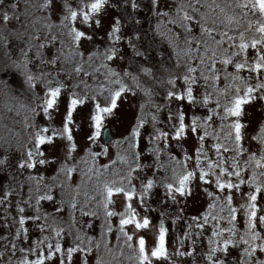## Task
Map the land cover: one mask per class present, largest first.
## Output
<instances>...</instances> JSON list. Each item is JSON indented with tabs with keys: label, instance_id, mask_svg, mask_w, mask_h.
Instances as JSON below:
<instances>
[{
	"label": "snow or ice",
	"instance_id": "1",
	"mask_svg": "<svg viewBox=\"0 0 264 264\" xmlns=\"http://www.w3.org/2000/svg\"><path fill=\"white\" fill-rule=\"evenodd\" d=\"M0 88V264H264V0H0Z\"/></svg>",
	"mask_w": 264,
	"mask_h": 264
},
{
	"label": "rangeland",
	"instance_id": "2",
	"mask_svg": "<svg viewBox=\"0 0 264 264\" xmlns=\"http://www.w3.org/2000/svg\"><path fill=\"white\" fill-rule=\"evenodd\" d=\"M6 91H7L6 89L0 88V104H1L0 105V116L2 118H3V110H4L3 105L7 102L11 103L12 105H15V103H16L10 96L6 95ZM131 116H132L131 110L128 108L127 105H121L118 109L114 110L113 115L106 118L105 126H104V127H109V129L113 135V139L109 143L104 144L102 142L101 136H100L98 138V141H97L98 147H96L95 150L99 151V145H107L109 147L110 156H114L115 152L117 150L116 147L114 146V142L118 138H120L122 133H124L126 131L128 124H129V121L131 120ZM82 118H83V113L78 112L76 114L77 121L80 122ZM22 119H23V113H21V115H20V120H22ZM57 121H59L58 117H57ZM3 123L4 122H1V120H0V142H2L4 139H8V138L13 136V135H11L9 137V135H5L6 130L4 131V129L2 128ZM15 126L17 127L16 132L22 131L21 124L16 123ZM86 131H87V124L85 123L83 130L79 131L76 134V139L80 144L84 143V132H86ZM42 147L45 148V151H48V148L46 146H42ZM82 156H84V153L80 152L79 154H77L76 159H80V157H82ZM106 162H107V158H105V157L100 158V163H106ZM81 167H84V165H81ZM54 168H55V165H53L52 168H50L46 172H44L46 178H50L52 175H54ZM33 171H35V170H33ZM41 171H43V170H41ZM80 179H81L80 173H79V171H77L76 173H74L73 183L79 182ZM3 181H4V178L2 176H0V182H3ZM26 188H27V186L25 187V191H26ZM199 200H200V197H197V201H199ZM45 207L47 208V207H49V205L45 203ZM199 208H200V203H197L195 205V208L190 209V211H194V210L199 209ZM11 215H15L14 209L12 210ZM3 216H4V211L2 208H0V218H2ZM10 219H11V216H9V220ZM5 231L6 230L2 226V221H0V235H3L5 233ZM32 238L34 239L35 236H33ZM113 240H114V235H113ZM2 246H3V242H0V247H2ZM16 255L19 256L20 253L17 252Z\"/></svg>",
	"mask_w": 264,
	"mask_h": 264
},
{
	"label": "trees",
	"instance_id": "3",
	"mask_svg": "<svg viewBox=\"0 0 264 264\" xmlns=\"http://www.w3.org/2000/svg\"><path fill=\"white\" fill-rule=\"evenodd\" d=\"M11 103L7 102L3 105L4 110H3V118L0 116V120L3 123V129L6 132L5 135H9V137L11 135H13L14 132H16V123H14V120H20V116H15V113H9L7 112V105H9ZM1 105V104H0Z\"/></svg>",
	"mask_w": 264,
	"mask_h": 264
},
{
	"label": "water",
	"instance_id": "4",
	"mask_svg": "<svg viewBox=\"0 0 264 264\" xmlns=\"http://www.w3.org/2000/svg\"><path fill=\"white\" fill-rule=\"evenodd\" d=\"M113 139V135L109 129V127H104L101 130V140L104 144L109 143Z\"/></svg>",
	"mask_w": 264,
	"mask_h": 264
}]
</instances>
